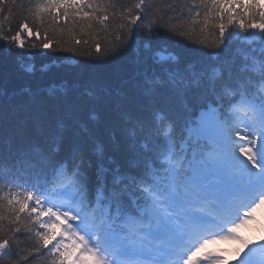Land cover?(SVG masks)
<instances>
[{
	"label": "snow or ice",
	"instance_id": "6c2138e0",
	"mask_svg": "<svg viewBox=\"0 0 264 264\" xmlns=\"http://www.w3.org/2000/svg\"><path fill=\"white\" fill-rule=\"evenodd\" d=\"M118 7L127 37L159 35L152 0H0V41L23 50L61 17L106 30ZM192 9L188 31L211 38L200 62L158 53L127 93L65 84L54 123L0 108V262L226 264L206 249L232 241L238 264H264V244L236 234L264 206V0Z\"/></svg>",
	"mask_w": 264,
	"mask_h": 264
},
{
	"label": "trees",
	"instance_id": "16d2710c",
	"mask_svg": "<svg viewBox=\"0 0 264 264\" xmlns=\"http://www.w3.org/2000/svg\"><path fill=\"white\" fill-rule=\"evenodd\" d=\"M38 2L42 0H18V4L26 7H34ZM113 2L117 5H131L134 0ZM152 2L156 5V10L148 19L154 22V26L159 27V35L151 40L145 35L143 28L136 35L127 37L126 33L133 26L129 23L130 17L120 18L119 13L124 9L118 7L115 19L110 18L106 22V30L95 22L89 28L83 23H73L61 17L54 27H41L39 36L29 37L24 33L23 50L12 45L11 51H8L3 47V41H0V108L19 112L25 117L39 114L54 123L57 114L50 111L55 103L53 93L65 84L79 85L81 90L108 89L113 93H127L141 79L139 70L142 65L146 66L147 58L155 57L159 53L165 62H171L172 56H176L182 63H191L200 62L204 53L212 51L210 47H204L205 43L211 44V38L205 39L201 36L199 26H196L194 34L188 31L195 12V9L190 11L193 0ZM168 5L172 7L169 8ZM7 7L12 5L7 4ZM19 12L20 9L17 8V13ZM53 14L59 15L55 12ZM111 14L112 10L109 9L110 17ZM29 23L31 25V18ZM121 24L126 26L120 27ZM181 32L185 34L181 35ZM45 33L48 41L45 40ZM117 35L121 37L120 40L116 39ZM45 42L50 43L48 48L43 47ZM54 85L56 88H53ZM109 159L116 161L117 158L110 156ZM3 171L0 169V173ZM7 192L5 189L0 195ZM5 225L7 226V221ZM23 235L27 238V234ZM3 238L0 236V239ZM242 238L248 241L249 248L259 249L264 244V227L250 231ZM215 246L227 248L223 254L225 261H235L238 264L236 250L240 247L239 244L219 241ZM30 251V247H25L24 254L27 255ZM247 251L248 249H244V252ZM43 259L37 261L30 256L29 260H22L20 264H43ZM0 264H8L7 259Z\"/></svg>",
	"mask_w": 264,
	"mask_h": 264
},
{
	"label": "rangeland",
	"instance_id": "374dc122",
	"mask_svg": "<svg viewBox=\"0 0 264 264\" xmlns=\"http://www.w3.org/2000/svg\"><path fill=\"white\" fill-rule=\"evenodd\" d=\"M62 230V229H61Z\"/></svg>",
	"mask_w": 264,
	"mask_h": 264
}]
</instances>
